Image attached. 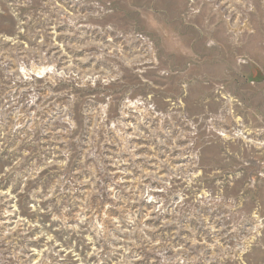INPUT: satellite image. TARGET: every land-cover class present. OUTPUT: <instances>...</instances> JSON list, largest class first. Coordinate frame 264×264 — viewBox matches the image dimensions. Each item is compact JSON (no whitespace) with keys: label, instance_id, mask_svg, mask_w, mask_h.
I'll use <instances>...</instances> for the list:
<instances>
[{"label":"rangeland","instance_id":"1","mask_svg":"<svg viewBox=\"0 0 264 264\" xmlns=\"http://www.w3.org/2000/svg\"><path fill=\"white\" fill-rule=\"evenodd\" d=\"M0 264H264V0H0Z\"/></svg>","mask_w":264,"mask_h":264}]
</instances>
